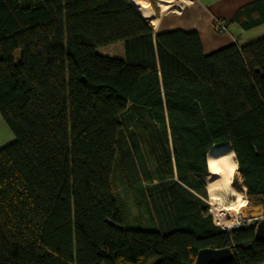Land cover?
Segmentation results:
<instances>
[{
	"label": "trees",
	"instance_id": "1",
	"mask_svg": "<svg viewBox=\"0 0 264 264\" xmlns=\"http://www.w3.org/2000/svg\"><path fill=\"white\" fill-rule=\"evenodd\" d=\"M231 23L263 25L264 0ZM119 43L123 60L97 52ZM0 116L15 137L0 149V264H195L226 248L228 264H264L259 221L226 231L187 189L206 195L195 179L230 147L264 208V37L206 54L197 32L155 35L129 0H0ZM139 172L161 183L152 228L125 226L118 205Z\"/></svg>",
	"mask_w": 264,
	"mask_h": 264
},
{
	"label": "rangeland",
	"instance_id": "2",
	"mask_svg": "<svg viewBox=\"0 0 264 264\" xmlns=\"http://www.w3.org/2000/svg\"><path fill=\"white\" fill-rule=\"evenodd\" d=\"M140 2H141L142 14L146 18L151 19L152 10L150 8L149 3L151 4V7L154 10L158 18L160 16L163 17V16L170 14L175 8H177V6L180 3V0H177L176 3L173 2L171 5L168 3L173 8L169 7L168 4L164 8V5L162 6V4H159V2L156 0L154 1L153 0H145V1L140 0ZM148 23L151 25L150 21H148ZM101 53L106 57H110V56L117 57L118 56L116 55V51L114 50L112 51L102 50ZM0 121L4 127L3 128L0 126V138H1L0 145H1V148H3V146H7L13 143L15 140V137L13 133L11 132V130L6 125V123L4 122V120L1 118V116H0ZM145 152L146 151H144L143 153L142 151L141 155H145L148 167L150 168L151 173L154 174L155 172L153 171L157 169L156 168L157 163L152 158L151 155ZM207 176L201 177V178L199 177L198 179H195V181L200 180L203 182L205 190H206V195H201L199 192L189 189V188L187 189L191 191L195 196L200 197L202 201L208 206V214L212 217L213 222L216 220L214 216V211H213L214 208L216 207L222 208L224 210V214L226 212L227 216H229V220H231L232 218L236 219V217L240 215L246 216L248 213L250 214L252 211L254 212V210L262 207V206H251L249 204V201L246 197V190L241 189L242 181H241L240 174L238 172L232 178L231 187H235L236 189L241 190L244 193V197H246V204H245V207L243 208H237L236 197L232 195L230 191L228 192L220 191L215 196H213L208 190ZM136 177L137 178L134 180V184L132 186L131 185L128 186L121 180L118 181V193H119L118 205L123 213L125 226H137L139 224L147 228H152L154 227L153 225L154 222L152 220V213L150 212V210H152L151 197L155 195V193H157V191L159 190V187L161 186V183L159 181L147 182V180H144V174L142 172H139ZM166 183L169 184V183H172V181L168 180L164 182V184ZM218 226L220 225L218 224ZM223 229L226 231H231V230H227L226 228H223ZM235 229H239V228H234L232 230H235Z\"/></svg>",
	"mask_w": 264,
	"mask_h": 264
},
{
	"label": "crops",
	"instance_id": "3",
	"mask_svg": "<svg viewBox=\"0 0 264 264\" xmlns=\"http://www.w3.org/2000/svg\"><path fill=\"white\" fill-rule=\"evenodd\" d=\"M129 1L144 19L150 21L151 26L154 20L158 21L159 29L156 30L153 27L155 35L176 30H181L187 33L197 32L200 35L203 49L206 54H211L232 44L246 45L264 37V24L251 30H243L238 24L231 23L232 18L241 8L259 0H185V2L190 5H188L186 10L177 11L178 9L175 8L170 14L158 18L149 3L152 10L151 19L146 18L142 14L140 0ZM182 1L183 0H181V2ZM218 20L228 23L229 31L227 34H220L215 30L214 25ZM102 50L116 51V55L118 56H110L109 58L125 59L124 45L122 43L102 48L97 51L98 54L104 56L101 53ZM0 126L3 127L1 121ZM174 171H176L175 167ZM154 182H156V180ZM259 209L264 208L261 207ZM257 210L258 209L254 211Z\"/></svg>",
	"mask_w": 264,
	"mask_h": 264
},
{
	"label": "bare ground",
	"instance_id": "4",
	"mask_svg": "<svg viewBox=\"0 0 264 264\" xmlns=\"http://www.w3.org/2000/svg\"><path fill=\"white\" fill-rule=\"evenodd\" d=\"M156 1H158L159 4H162V6L164 5L165 8L168 3L171 5L173 2L176 3L177 0ZM169 4L168 6L172 7ZM188 5L189 4H187L185 0L182 2L180 0V3L176 9H178L177 11H183L188 8ZM152 26L158 30V21L154 20L152 22ZM207 164L209 169V175L207 176L209 192L215 196L220 191H230L231 194L236 197L237 208L245 207L246 197H244V193L235 187H231L232 178L238 172V163L236 161L234 151L230 147H214L208 154ZM213 211L217 220V222L215 220L217 225L219 224L220 227L226 228L227 230L236 228L237 224L235 218L231 217L232 219L229 220V216H227L226 212L224 214V210L222 208L216 207Z\"/></svg>",
	"mask_w": 264,
	"mask_h": 264
},
{
	"label": "water",
	"instance_id": "5",
	"mask_svg": "<svg viewBox=\"0 0 264 264\" xmlns=\"http://www.w3.org/2000/svg\"><path fill=\"white\" fill-rule=\"evenodd\" d=\"M251 218L258 219L255 230V238L259 242H264V209L249 214ZM234 259L230 248L226 249H203L199 251L195 264H228Z\"/></svg>",
	"mask_w": 264,
	"mask_h": 264
},
{
	"label": "built area",
	"instance_id": "6",
	"mask_svg": "<svg viewBox=\"0 0 264 264\" xmlns=\"http://www.w3.org/2000/svg\"><path fill=\"white\" fill-rule=\"evenodd\" d=\"M214 28L220 34H227L228 31H229V29H228V23L225 22V21H222V20L216 21V23L214 25ZM235 221H236V224H237L236 228H241V226L242 227H250L255 221H257V219L251 218L249 216V214H247L246 216L240 215V216L236 217ZM214 224L216 226H218L215 223V221H214Z\"/></svg>",
	"mask_w": 264,
	"mask_h": 264
},
{
	"label": "clouds",
	"instance_id": "7",
	"mask_svg": "<svg viewBox=\"0 0 264 264\" xmlns=\"http://www.w3.org/2000/svg\"><path fill=\"white\" fill-rule=\"evenodd\" d=\"M248 214H249V213H248ZM257 221H258V219H257ZM219 227H220V226H219ZM221 228H222V227H221ZM231 231H233V230H231ZM231 231H230V232H231Z\"/></svg>",
	"mask_w": 264,
	"mask_h": 264
}]
</instances>
